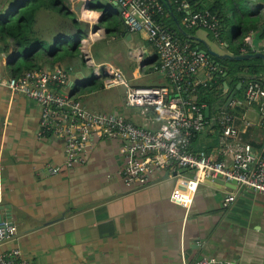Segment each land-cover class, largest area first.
<instances>
[{
    "label": "crops",
    "instance_id": "1",
    "mask_svg": "<svg viewBox=\"0 0 264 264\" xmlns=\"http://www.w3.org/2000/svg\"><path fill=\"white\" fill-rule=\"evenodd\" d=\"M194 1L203 6L213 0ZM88 2L69 0L70 11L88 26L83 30L94 32L85 43L93 61L113 65L133 87L168 86L167 80L154 71L159 60L146 36L130 33L123 26L118 7L110 0L94 1L99 12L90 11ZM220 3L227 18L221 28L223 45L204 30L187 29L184 16L180 17L177 11L171 13L176 29L170 32L199 52L209 51L206 54L209 57H213L210 52L264 56V0H220ZM8 11L9 0H0V23ZM168 15H163L160 21L169 30L172 24ZM50 24L38 20V28L43 29L47 42L52 40L51 33L46 31ZM245 25L249 30L244 37H236L234 34L242 33ZM178 28L190 37L183 36ZM86 39L85 34L80 43ZM11 47L6 48L0 42L3 77L14 76L12 69L22 60L19 57L12 61ZM82 47L80 44L76 56L62 55L60 60L54 57L41 61L40 70L66 71L67 82L59 91L87 110L116 113L136 126L156 131L163 122L160 112L126 107L121 87L104 89L84 64ZM209 60L221 71L228 66L237 70L224 73L229 93L241 84L243 97L252 76H259L257 82L264 86L262 59L236 63L216 59L222 64ZM205 77L206 70H202L199 78ZM222 97L215 108L209 109L210 121L218 111H228L229 107L224 108L227 99L224 91ZM195 100L193 96L194 103ZM229 110L237 117L239 142L255 150L262 149L264 118L256 105ZM39 115L40 108L34 101L0 88V226L4 223L14 228L13 233L0 241V255L18 250L32 264H181L183 259L192 264L203 258L228 264H264L263 195L237 187L218 190L203 184V180L196 188L191 206L183 208L172 201V192L183 180L185 185L192 180L193 173L166 166L151 174L146 182L126 185L119 174L123 158L118 139H95L84 154V163L66 169L63 142L37 136ZM242 120L247 127L244 128ZM213 134H216L213 130L200 133L191 141V149L211 152L220 159L217 139L214 142L208 138ZM50 168L59 172L50 175ZM232 194L234 201L225 207V198Z\"/></svg>",
    "mask_w": 264,
    "mask_h": 264
},
{
    "label": "built area",
    "instance_id": "2",
    "mask_svg": "<svg viewBox=\"0 0 264 264\" xmlns=\"http://www.w3.org/2000/svg\"><path fill=\"white\" fill-rule=\"evenodd\" d=\"M119 8L123 26L130 32L144 34L158 56L154 71L168 82L164 87H133L126 77L109 63L96 64L85 43L92 39L93 31L87 30V38L80 44L82 60L91 69L94 80L104 89H124V104L129 108L159 111L163 122L156 131L136 126L116 113H94L87 110L73 97L59 91L65 85L68 73L63 69L34 70L19 75L0 76V88L20 94L34 101L40 108L37 136L54 137L63 142L64 167L71 169L84 163V154L95 139H118L123 166L119 174L126 185L146 182L148 177L166 166L186 169L193 179L175 186L172 201L188 209L200 182L209 179L225 183L235 181L238 189L251 190L264 196V147L253 149L239 142L241 130L237 117L220 110L213 120L219 127L217 148L220 159L211 152L191 149V141L210 127V119L204 116V106L193 102L200 88H206L215 74L222 71L209 56L199 52L188 41L173 35L160 20L167 14L165 3L159 0H110ZM176 11L185 13L187 29H201L209 33L221 46V23L216 14L208 10L194 11L186 0H174ZM82 10H85L82 8ZM249 42V38L245 39ZM87 47V48H85ZM206 70L205 80L199 78ZM256 105L264 118V86L257 81L246 85L244 96L233 99L229 109L248 108ZM244 128L248 124L242 120ZM56 168L49 174L56 175ZM235 195H227L224 205L234 201ZM14 228L0 226V241L5 240ZM0 264H32L18 250L0 255ZM181 264H188L183 259ZM192 264H228L213 258H203Z\"/></svg>",
    "mask_w": 264,
    "mask_h": 264
},
{
    "label": "trees",
    "instance_id": "3",
    "mask_svg": "<svg viewBox=\"0 0 264 264\" xmlns=\"http://www.w3.org/2000/svg\"><path fill=\"white\" fill-rule=\"evenodd\" d=\"M89 1L88 9L93 12H99V8L95 6L94 1L96 0ZM159 1L165 3L167 9L166 13L169 14L168 17L172 24L169 31H175L176 28L172 19L173 15L171 14H174L176 11V5L173 2L174 0ZM186 1L194 11L208 10L212 14H216L220 20L221 28L222 25L226 23L227 18L224 16L226 13H222V4L220 3V0H213L212 3L203 6L200 3L196 4L194 0ZM69 4V0H9L7 17L0 23V42L4 43L6 48H9L10 45L12 46V61L22 57V60L18 64L16 63L15 67L12 69L13 75L27 71L40 70L41 66L39 64L45 59L56 58L59 56L62 57V55L76 56V54L80 53V40L83 39L85 35L84 33L87 30V28L86 30H83V28L88 26L77 20L74 13L70 11ZM41 15H48L47 17H50L51 19V26L46 30L48 33H51V42L46 41L47 39L44 37L43 29L38 28V18ZM184 15L185 13L180 12V17L183 18ZM234 17L237 18L236 12L234 13ZM177 19L179 18L177 17ZM73 29H77V33L74 37H71L70 33ZM248 30L249 29L246 28L245 25L242 33L238 34L236 32L237 34L235 33L234 35H236V37L242 35L241 38H243ZM180 36L183 37L182 35ZM209 58L222 64L213 57ZM222 69V73L215 74L206 88H200L198 90L195 95L197 105H205V107L210 110L215 108L217 101L223 96L222 84L226 80L224 73L232 74L237 71L233 69V66L223 67ZM234 82L237 81L234 80ZM242 92L243 88L237 92L235 99H241ZM224 101L225 99L220 103H223ZM228 111L231 112L229 109ZM207 130H213L216 132V134L208 137L212 138L215 142L219 133V127L213 125Z\"/></svg>",
    "mask_w": 264,
    "mask_h": 264
},
{
    "label": "water",
    "instance_id": "4",
    "mask_svg": "<svg viewBox=\"0 0 264 264\" xmlns=\"http://www.w3.org/2000/svg\"><path fill=\"white\" fill-rule=\"evenodd\" d=\"M119 10V8H118ZM179 32L182 33L183 36L189 38L190 36L188 34H186L185 32H183L182 30H180L178 28ZM76 34V30L73 29L72 32L70 33L71 36ZM85 34H87V31L85 32ZM209 51H202V53L207 54ZM210 55H212L214 58L222 60V61H230V62H246V61H250V60H254V59H262L264 61V56L262 54L259 53H247V54H240V55H227V54H223V55H219L213 52H210ZM259 76H252L250 78H248L251 81H258ZM222 88L224 91V94L227 95V99L226 102L224 104V108L226 109L228 107V105L230 104V102L234 99L236 91L239 90L241 88V84H238L236 86V91L235 92H231L229 93V87L227 85L226 82H223L222 84ZM204 116L206 119H209V108H205L204 110ZM215 124V121L213 119H211L210 121V126H213ZM264 147V146H263ZM183 171L185 172L186 169H183ZM203 184H206L208 186H212L215 189L218 190H223V188H229V189H235L237 187V183L235 181H231L229 183H225L221 180H213L210 181L209 179H206L203 181Z\"/></svg>",
    "mask_w": 264,
    "mask_h": 264
},
{
    "label": "rangeland",
    "instance_id": "5",
    "mask_svg": "<svg viewBox=\"0 0 264 264\" xmlns=\"http://www.w3.org/2000/svg\"><path fill=\"white\" fill-rule=\"evenodd\" d=\"M87 1V0H86ZM74 3H78V1L77 2H74ZM70 5V4H69ZM69 8H70V10H71V5L69 6ZM48 16V15H47ZM38 20H39V22L40 23H49L50 22V17H47V19H45V17L43 16V15H41V16H39V18H38ZM95 38V37H94ZM210 40L212 41V38H210ZM62 57H56L55 58V60H60ZM108 91H111V90H108Z\"/></svg>",
    "mask_w": 264,
    "mask_h": 264
},
{
    "label": "bare ground",
    "instance_id": "6",
    "mask_svg": "<svg viewBox=\"0 0 264 264\" xmlns=\"http://www.w3.org/2000/svg\"><path fill=\"white\" fill-rule=\"evenodd\" d=\"M93 37V36H92Z\"/></svg>",
    "mask_w": 264,
    "mask_h": 264
}]
</instances>
